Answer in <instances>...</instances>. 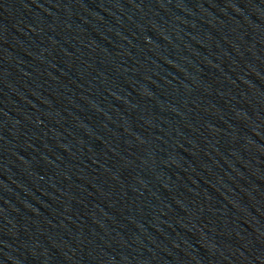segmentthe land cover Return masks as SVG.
<instances>
[{"label": "water", "instance_id": "1", "mask_svg": "<svg viewBox=\"0 0 264 264\" xmlns=\"http://www.w3.org/2000/svg\"><path fill=\"white\" fill-rule=\"evenodd\" d=\"M0 264H264V0H0Z\"/></svg>", "mask_w": 264, "mask_h": 264}]
</instances>
